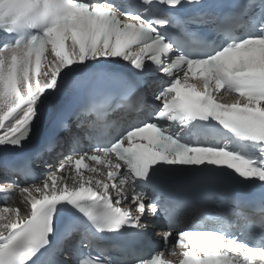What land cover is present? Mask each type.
<instances>
[{
  "label": "snow or ice",
  "instance_id": "6c2138e0",
  "mask_svg": "<svg viewBox=\"0 0 264 264\" xmlns=\"http://www.w3.org/2000/svg\"><path fill=\"white\" fill-rule=\"evenodd\" d=\"M157 73L151 101L103 86ZM65 84L74 122L26 148ZM180 168L264 186V0H0V264H264V199L193 204L166 188ZM150 227L161 250L115 254L110 237Z\"/></svg>",
  "mask_w": 264,
  "mask_h": 264
},
{
  "label": "bare ground",
  "instance_id": "6f19581e",
  "mask_svg": "<svg viewBox=\"0 0 264 264\" xmlns=\"http://www.w3.org/2000/svg\"><path fill=\"white\" fill-rule=\"evenodd\" d=\"M14 203L22 206L21 197L17 194L16 197L12 200Z\"/></svg>",
  "mask_w": 264,
  "mask_h": 264
}]
</instances>
